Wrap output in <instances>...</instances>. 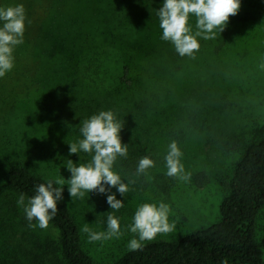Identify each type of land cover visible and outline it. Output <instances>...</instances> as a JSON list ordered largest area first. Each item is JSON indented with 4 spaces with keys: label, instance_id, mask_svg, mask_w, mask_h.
Masks as SVG:
<instances>
[{
    "label": "rangeland",
    "instance_id": "374dc122",
    "mask_svg": "<svg viewBox=\"0 0 264 264\" xmlns=\"http://www.w3.org/2000/svg\"><path fill=\"white\" fill-rule=\"evenodd\" d=\"M162 4L163 0H53L33 53L40 59L39 70L31 76L36 69L30 65L34 59L29 54L27 78L12 77L10 85L8 75L0 77V193L6 190L7 170L17 163L41 176L65 179L63 190L94 264H112L129 249L131 239H138L129 225L144 203L169 205V223L175 222L172 232L158 233L154 239H173L217 220L227 190L222 180L231 174L246 142L264 132V1L240 0L238 13L229 17L221 33L216 30L215 39L197 37L200 48L195 58L180 56L170 41L161 38L157 9ZM188 26L193 35L198 31L193 14ZM117 42L123 49H117L116 58L102 57L106 66L138 62L145 67V61L129 56L128 49L148 53L151 82L158 92L151 109L145 106L146 96L138 99L133 92L124 95L134 102L125 107L132 110L113 109L105 103L107 96L99 84L86 82L65 62L70 54L79 56L86 45L99 52ZM109 110L123 126L122 144H128L127 156H118L112 169L129 188L125 195L111 188L123 201L118 211L108 205L107 193L93 191L86 192L84 199L71 198L67 185L71 177L67 161L78 166L92 158L83 151L69 154V144L83 138L80 121ZM172 141L182 152L184 172L190 173L187 181L166 174L165 156ZM145 152L151 154L154 167L136 175ZM199 171L207 176L203 186L194 181ZM19 207L25 220L23 206ZM110 212L119 220L121 235L89 242L82 227L87 224L94 232H106ZM16 228L26 230L22 224ZM18 231L12 239L0 238V264H24L31 256L30 235ZM27 231L38 234L45 244L57 238L50 222L46 229L37 226ZM256 236L264 253V205L257 217ZM40 264H60L59 257L42 258Z\"/></svg>",
    "mask_w": 264,
    "mask_h": 264
},
{
    "label": "trees",
    "instance_id": "16d2710c",
    "mask_svg": "<svg viewBox=\"0 0 264 264\" xmlns=\"http://www.w3.org/2000/svg\"><path fill=\"white\" fill-rule=\"evenodd\" d=\"M12 1L0 0V5L6 7L5 4H11ZM52 3L53 0H15L11 4H23L26 19L24 42L14 49V66L5 73L9 76L10 85L12 77H15L12 80L27 78L28 56H33L37 48L41 32L38 31L42 29L44 18L48 14H45L46 9H50ZM122 18L124 19L123 16ZM89 46L82 47L79 56L70 54L67 57L65 62H68L70 70L92 85L99 84L101 91L107 96L105 103L113 109L134 106V102L131 104L126 100L124 95L127 92H133L138 99L140 95L142 98L146 96L145 106L151 109L158 92L151 82L152 71L146 60L148 53L136 48L128 49L129 56L138 55L145 61V67L138 62L130 66H106L103 58H116L117 49H123L119 42L105 45L99 52ZM33 59L30 65L36 70L32 71L31 76L35 75L40 65V59L36 55ZM112 97L113 101L110 102ZM119 115L124 118V114ZM119 115L117 114L118 119ZM144 156L152 158L149 152H145ZM49 179L55 178L41 176L22 163L10 166L5 175L6 190L0 193V238L12 239L13 235L19 234L18 230L30 235V247L27 250L31 252V256L27 257L24 264H40L42 258L49 259L55 255L59 257L60 264H94L92 256L82 244L80 228L64 190L63 199L57 202V214L49 221L57 229V238L51 244H45L38 234H28L27 230H31V227L29 221L24 220L22 211L18 210L20 207L17 201L21 194H24L27 201L35 194V187L41 183L46 184ZM194 181L196 185L203 186L207 182L205 172H196ZM222 181L227 190L220 200L217 220L209 225L190 229L173 239H154L142 243V250L127 249L112 264H221L222 261H227V264H264V253L256 236L257 217L264 205V132L254 135L246 142L231 174ZM54 187L62 186L54 184ZM20 224L25 225L26 230L17 229Z\"/></svg>",
    "mask_w": 264,
    "mask_h": 264
},
{
    "label": "clouds",
    "instance_id": "9594fccd",
    "mask_svg": "<svg viewBox=\"0 0 264 264\" xmlns=\"http://www.w3.org/2000/svg\"><path fill=\"white\" fill-rule=\"evenodd\" d=\"M240 6V0H163L162 6L157 9L162 29L161 38L170 41L180 56L195 58L194 53L200 48L197 37L215 39L216 30L221 33L229 17L235 16ZM189 14L196 17L198 31L194 35L188 26ZM25 19L23 4L0 7V77L14 66L13 51L24 42ZM261 67L264 68V64ZM80 123L83 138L69 144V154L83 151L92 158L87 164L78 166L71 159L67 161L66 166L71 173L67 180L69 195L71 198L84 199L86 192L107 193L108 205L118 211L123 207V201L116 198V193L111 192V188L115 187L121 195L129 191L128 184L112 170L117 157H126L128 153V144H122L120 138L123 126L110 110L100 111ZM181 156L182 152L176 141H172L165 156L166 174L187 181L190 173L184 172ZM151 167H154V161L147 156L142 157L138 162L136 175L144 174ZM54 184L63 186L65 179L57 177L49 179L46 184L37 185L35 194L28 198L27 203L24 194L20 195L17 203L23 206L29 227L46 229L49 221L56 216L57 202L63 199V187H54ZM169 212V205L163 202L158 207L153 203L140 205L134 214L133 223L129 225L130 231L138 234V239H131L128 248L132 251L142 250V241H151L158 233L172 232L175 222L169 223ZM33 220L37 223H31ZM81 231L88 234L89 242L118 238L121 235L119 220L111 212L107 216L106 232H94L87 224ZM221 264H227V261H222Z\"/></svg>",
    "mask_w": 264,
    "mask_h": 264
}]
</instances>
